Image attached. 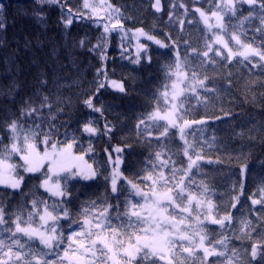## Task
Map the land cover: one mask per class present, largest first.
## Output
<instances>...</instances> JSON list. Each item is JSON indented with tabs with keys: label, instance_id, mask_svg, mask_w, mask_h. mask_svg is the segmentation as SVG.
Segmentation results:
<instances>
[{
	"label": "trees",
	"instance_id": "16d2710c",
	"mask_svg": "<svg viewBox=\"0 0 264 264\" xmlns=\"http://www.w3.org/2000/svg\"><path fill=\"white\" fill-rule=\"evenodd\" d=\"M83 2L45 0L38 4L37 0H0V149L13 142L8 127L13 121L20 126L21 135L36 125H41L43 132L54 128L53 140L68 143L75 137L74 150L83 154L97 173L91 182L73 178L71 174L61 175L62 189L69 193L62 200L42 189L41 173L22 175L20 189L0 185V207L4 208L8 222L0 225V239L11 243L10 233L3 229L14 230L12 221L16 213L22 211L27 219V214L33 211V200L49 206L59 203L70 213L58 222L65 237L62 244L49 250L39 240L28 241L23 234H17L25 248L15 246L12 251L26 253L31 249L37 254L47 253L42 258L50 264L61 261L66 264L65 250L72 255L78 247L77 238L70 242L67 237L84 230L81 225L85 218L91 220L93 213L107 208L112 225L118 227L121 223L116 219L118 214L123 216L137 202L140 210V199L130 193L126 181L151 191V181H144L145 176L151 174L155 178L163 171L169 177L173 166L187 169L189 161L184 155L187 142L192 159L198 156L200 159L189 173L190 182L183 171L177 172L176 181L183 178L186 184H191L185 199H178L177 203L184 207L190 192L204 205L197 209L194 200L190 216L181 217L178 210L173 213L169 209V213L177 215V220L184 219L180 231L189 235L198 217L201 229L196 230L205 235L203 247L213 254L205 255L199 246V236L195 237V244L179 241L177 237L169 257L172 264H264V60L260 57L244 60L238 55L227 59V49L215 43L213 33L218 32L237 54L242 48L231 39L233 34L240 36L242 44L264 52V9L259 7L264 0H256L255 5L233 0L235 15L217 7L226 0H161V11L152 7L155 0H88L89 9L82 7ZM197 8L209 17L212 11H218L223 17V30H209L195 11ZM68 9L73 13V23L66 26L63 21L68 18ZM117 20L122 28L105 33L104 24L111 28ZM137 29H143L168 47L149 43L146 57L135 60L129 41L130 35L136 37L132 32ZM217 49L220 56L215 55ZM206 51L208 57L203 56ZM177 54L182 65L180 71L184 73L183 94L177 96V111L183 119H177V123L203 121L186 127L183 139L178 127L169 128L167 135L161 136L165 121L151 117L154 110L165 112L169 107L166 92L174 82ZM107 79L122 83L124 91L109 87ZM201 81L203 87L197 86ZM101 84L104 86L100 87ZM89 97L91 108L84 103ZM31 109L37 111L24 115ZM89 122L97 129L96 133L83 131ZM115 146L121 151L115 152ZM157 153H161L159 159ZM114 154L120 156V170L126 181L121 180L113 194L109 187L108 159ZM161 161H167L168 165L161 168ZM157 189L167 190L163 185H157ZM254 200L259 202L253 203ZM43 206L39 203L37 210ZM225 216L229 219L223 225L212 223ZM118 239L124 241V247L129 243L127 235ZM221 240L225 243L220 244ZM253 245L257 246L255 256ZM184 248H190L191 253L184 252ZM7 251V247L0 251V258L7 260L4 256ZM80 255L78 252L77 256ZM99 256L97 251L92 264H111L109 259L101 260ZM15 259L13 256L12 261ZM121 263L128 264L127 258L123 257ZM131 264L167 262L142 249Z\"/></svg>",
	"mask_w": 264,
	"mask_h": 264
},
{
	"label": "snow or ice",
	"instance_id": "6c2138e0",
	"mask_svg": "<svg viewBox=\"0 0 264 264\" xmlns=\"http://www.w3.org/2000/svg\"><path fill=\"white\" fill-rule=\"evenodd\" d=\"M45 0H37L38 4H43ZM49 2L59 3V0H49ZM241 3H247L249 5H255L256 0H240ZM2 7V6H0ZM82 7L84 9H89L90 5L88 0H84ZM157 11H161V0H155V3L152 5ZM217 7H222L227 12H231L232 15H235V5L233 0H226L222 5L217 4ZM261 9H264V3L259 5ZM110 11L118 12V9H111ZM195 11L200 13V17L203 19V22L209 30L214 26L209 23L210 18H215L216 25L215 27L223 30L224 25L221 23L223 17L218 11H212L211 17L205 14L204 11L197 8ZM68 18L63 22L66 26L73 23V13L71 9L67 10ZM92 14H96L95 8L92 9ZM77 18L83 19L82 16L77 15ZM91 18V17H89ZM245 19H248L247 17ZM99 22V21H97ZM122 28L120 20H117L116 23L111 25L109 28L108 24H104V31L108 33L111 30L117 28ZM137 38L140 36H146L149 41H154L156 44L161 45L162 47H168V45L161 44V41L155 39L154 36L148 35L144 32L143 29H137L133 33ZM231 39L242 48L238 54L233 52L232 49L228 46V43L221 36L215 38V43L222 45L224 49H227L226 58L231 60L234 56L243 57L244 60H249L253 57H260L261 60H264V52L257 50L252 47L250 44H242L240 41V36L233 34ZM101 45H96L94 47H100ZM209 50H211V45H208ZM143 48V45L137 49L139 55L140 50ZM195 54V53H194ZM209 53L206 51L203 53L204 57H208ZM216 56L221 55L219 49L215 52ZM182 65L180 63L179 54H177V62L175 75L178 80L183 79L184 73L180 71ZM193 80H195V74H193ZM114 88L124 91L122 83L116 81L111 82ZM104 85L101 84L100 87ZM199 87H203V82L201 81ZM173 88L176 89L177 85H173ZM192 91H195L193 87ZM183 94V90H179L174 93L173 99L176 96ZM47 98H45L46 100ZM85 105L92 107V98L84 101ZM182 107V105L180 106ZM96 111H101V109H95ZM37 109H31L29 112L24 113V115H31L36 112ZM157 120H164L167 122L164 132L161 133V136H166L169 128H179L181 133V139L184 138V129L190 127L191 124H200L203 121H192L191 124L188 120L183 121V125L177 123V119H183L179 116L177 111V106L173 104L172 109L165 114L160 116L159 113H155L154 117ZM143 124L144 121H141ZM9 130L12 133V143L10 146H6L0 149V185L10 187L12 189H20L24 181V176L20 175L19 178H16L19 175V171H22L26 174L32 173H41L45 176V179L42 181L41 187H43L47 192L51 194L52 197L64 198L69 195L65 190L62 189L59 182L61 174H71L72 176H80L85 180H90L96 177L97 173L92 169L91 165H86L81 167L80 162L84 160V156H77L74 154L73 149L77 146L76 139L73 137L71 142L64 143L63 141H54L52 138V133L55 131L54 128L50 129L48 132H43L41 130V125H36L35 129L23 132L21 135L20 126L16 121H13L9 126ZM83 131L89 134H94L97 132V129L92 127V122L86 123L84 125ZM41 137H43L41 139ZM67 139V136H65ZM184 155L188 157L187 169H177L175 166L172 167V175L166 177L164 172L161 171L157 177H153L151 174L145 176L144 181H151V192H141L136 184H133L131 181H128L131 184L135 194L142 197L144 204L140 205V210H137L136 205H131V210H126L123 216L117 215L116 219L121 221L119 226H113L111 223V217L107 215L108 209L105 208L102 212L93 213V219L85 218L81 227L83 231L76 233L73 232L72 236H68V241H73L74 238L77 247V251H80L83 255H91L92 257L97 256V251H99V259H110L112 264H120V261L116 259L119 255V249H123V254L127 258L128 264H131L134 252H140L142 249L145 252H150L153 256L159 258V261H166L167 264H172V259L170 255L172 254V249L177 243V237L179 241H187L190 244H195V237L199 236L200 247H203L205 235H200V232L196 229H201V224L199 218L197 217V223L192 234H186L180 231V225L184 224V219L181 218L177 220V215L170 214L169 209L173 213H178L181 217L185 214L191 215L192 203L196 201L197 209H200L204 202L196 199V197L190 192L187 194V204L184 207H181L180 203H177V200L183 201L185 199V193L187 188L191 186L190 183L186 184L185 180L182 178L179 181H176L175 177L177 172L183 171L184 176L188 178V181H191L189 173L194 166H198V160L192 159L189 155V148L191 146L187 145L185 142ZM41 148L43 151H41ZM88 151H92L89 147ZM117 152H120V149H116ZM161 153H157L156 156L159 159ZM16 156L19 160V163H12L13 157ZM119 158L115 161V164H119ZM168 165L167 161H161L160 167L164 168ZM119 173L113 172L112 175V192L117 191V177ZM55 180V184H51L50 181ZM157 185H163L166 187V191H159ZM171 185V186H169ZM204 191H207L205 188ZM62 202V201H61ZM259 201H253V203H258ZM43 203L44 207L42 211L37 210V205ZM93 207H95V202H93ZM208 210L211 211L212 205L208 203ZM51 207V210H49ZM33 211L27 214V219H24L23 212L15 214V220L12 223L15 225L14 230L11 228H4L3 230L9 232L10 235L8 239L11 241L10 244H6L4 239H0V251H3L7 247L8 251L4 252V256H7L8 259L0 258V264H9L11 261L12 264H50V261L42 257L47 256V253L37 254L29 249L28 252H13L12 249L15 246H18L20 249L25 248V244L21 243L17 239V234H23L28 241L35 239L39 240V243L43 245L46 249L54 250L58 248L65 237L63 231L58 227V222L62 218L61 215L54 214L56 212L62 213L64 218L70 216V213L67 208L60 207L59 203H54L49 206L46 202L43 201H32ZM87 216V211L84 213ZM38 217V221H37ZM229 217L225 216L220 220H212V223L223 225L224 220H228ZM8 222L5 220V210L0 207V225H6ZM74 223V222H73ZM71 227V224L69 225ZM187 227L191 228L192 225ZM123 229V232L120 231ZM106 230H110L105 234ZM127 235L129 243L127 247H124V241L118 239V237ZM132 243L131 241H133ZM87 241V243H85ZM220 244H224L225 241H219ZM72 247V244H69V248ZM256 245H253L252 254L256 255ZM184 252L191 253L190 248H184ZM205 255H212L213 253L209 251L208 248H204ZM219 255H224V253H219ZM15 256V261H12V257ZM26 256H31L32 259H25ZM82 256H76L75 253L69 255V251L66 249L64 252V259L68 260L70 264L74 261L75 264H87L82 260ZM63 264V261H61Z\"/></svg>",
	"mask_w": 264,
	"mask_h": 264
},
{
	"label": "rangeland",
	"instance_id": "374dc122",
	"mask_svg": "<svg viewBox=\"0 0 264 264\" xmlns=\"http://www.w3.org/2000/svg\"><path fill=\"white\" fill-rule=\"evenodd\" d=\"M206 15H207V14H206ZM201 19H202V18H201ZM202 20H203V19H202ZM209 23L212 24V25L214 26L213 28L218 29L217 27H215V25H216V23H217L216 20H215V18H213L212 21L209 22ZM135 32H136V31H135ZM135 32H132V33H135ZM213 33H214V35H215V38H216L217 36H220L219 33L216 32V31H213ZM148 35H149V34H148ZM130 39H131V41H129V48L131 49V51H132V55L134 56L135 60H138V59L141 58V57H146L145 52H146V48H147V46H148L149 43H150V44H154V45H157V46L162 47L161 45L156 44L154 41H149V40L147 39L146 36H140L139 38H137V37H132V35H130ZM155 39H157V38H155ZM158 40H160V39H158ZM160 41H161V40H160ZM161 44L165 45L163 41H161ZM140 45H143V48L140 50L139 55H138V53H137V49L140 47ZM242 50H243V49H241V51H242ZM233 52H235V51H233ZM239 52H240V51H239ZM239 52H238V53H239ZM174 77H175V78H174V82H173V84H172V87L166 92V95L168 96L167 100L169 101V107H168V109H167L165 112H160V111L154 110L153 113L151 114V117H154V114L157 113V112L159 113L160 116H164L165 114H167V113L172 109L173 104H175V105L177 106V96H176L175 99H173V96H174V93H175V92L179 91V90L182 88L183 79H182V81H181V80H178L177 77H176V75H175V73H174ZM112 81H116V82L120 83V82L117 81V80H110V79H107V80H106V84H107L109 87H111L112 89L117 90V91H120L119 89L114 88V87L112 86V84H111ZM174 84L177 85V88H176V89L173 88V85H174ZM163 121H164V120H163ZM189 122H190V124H191L192 121H189ZM165 123L167 124L166 121H165ZM116 149H121V148L115 146V147L113 148V150H114L115 152H117ZM42 151H43V150H42ZM74 154L77 155V156H80L79 154H76V153H74ZM117 158H119L120 163H119L118 165L114 163V165L111 166V176H110V189H111V191H112L111 184H112V175H113V172L115 171V172L119 173V176L117 177V184H118V182H119L121 179H123L122 173H121V171H120V165H121V159H120V156L116 155V157H115V161L117 160ZM10 162H12V163H19V160H18L17 158H13L12 161H10ZM80 164H81V167H85L86 165H91V164L87 161V159H86L85 157H84V160L80 162ZM18 172H19V175H18L16 178H19L20 175L26 174V173H24V172H22V171H19V170H18ZM75 177H78V178H80V179H82V180H85V179H83V178L80 177V176H75ZM44 179H45V176L42 178V180H41V184H42V181H43ZM90 180H91V179H90ZM55 182H56L55 180L50 181L51 184H55ZM2 186H4V185H2ZM5 187H7V186H5ZM9 188H10V187H9ZM43 189H44V188H43ZM44 190H45V189H44ZM139 190H140L141 192H146V191H143V190H141V189H139ZM45 191H46V190H45ZM46 192H47V191H46ZM47 193L50 194L49 192H47ZM50 195H51V194H50ZM56 198H60V197H56ZM143 204H144V200H143ZM59 215H61V217H63V216H62V213H60ZM200 248H203V249H204V247H200ZM136 253H137V252H134V253H133V257L135 256ZM122 254H123V252H122ZM123 255H124V254H123ZM83 257H84V255L82 256V258H83ZM88 259H89L88 264H91V262H93V261H95V260L97 259V256H96V257H92L91 255H89ZM116 259L119 260L117 257H116ZM109 263L112 264V261H111L110 259H109ZM120 264H122V263L120 262Z\"/></svg>",
	"mask_w": 264,
	"mask_h": 264
}]
</instances>
